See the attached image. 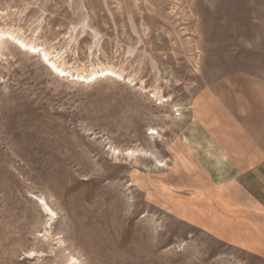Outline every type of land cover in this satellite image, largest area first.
Instances as JSON below:
<instances>
[{"label": "rangeland", "instance_id": "obj_1", "mask_svg": "<svg viewBox=\"0 0 264 264\" xmlns=\"http://www.w3.org/2000/svg\"><path fill=\"white\" fill-rule=\"evenodd\" d=\"M7 28L38 48L0 44V264H264L166 197L199 127L258 125L264 0H0Z\"/></svg>", "mask_w": 264, "mask_h": 264}, {"label": "crops", "instance_id": "obj_2", "mask_svg": "<svg viewBox=\"0 0 264 264\" xmlns=\"http://www.w3.org/2000/svg\"><path fill=\"white\" fill-rule=\"evenodd\" d=\"M244 101L258 125L199 127L197 168L176 171L166 197L177 220L264 262V96Z\"/></svg>", "mask_w": 264, "mask_h": 264}, {"label": "bare ground", "instance_id": "obj_3", "mask_svg": "<svg viewBox=\"0 0 264 264\" xmlns=\"http://www.w3.org/2000/svg\"><path fill=\"white\" fill-rule=\"evenodd\" d=\"M9 38L16 40L21 46H23L24 48H27L28 51L29 50L30 51H36V49L38 48V46H37V44H35V42L27 40L25 37H23L21 34H19L14 29H11V28L10 29L7 28L5 30L0 29V44H1V41L3 39H9ZM27 49H26V51H27ZM43 54H44V56H46V59L49 62V64L52 67H54V69H56L57 71H60L63 74H65V73H69L71 75L74 74V73H71L74 69L72 71H71V69L68 70V68L66 67V63L63 60L59 61L58 58H55V57L52 60L51 57H48V54L46 52H44ZM93 69H92V71H85V69L83 71H75L77 79L79 78V80L81 79V80L92 82V81L96 80L98 77L110 76V75L122 76L121 72H119L117 69H115V67H102L101 69L99 68L100 70H98V71L93 70ZM48 210H50L52 213V210L50 208ZM51 219H52V217H51Z\"/></svg>", "mask_w": 264, "mask_h": 264}]
</instances>
